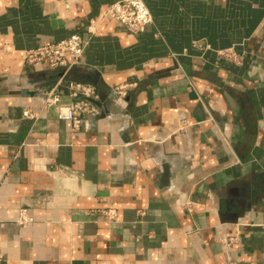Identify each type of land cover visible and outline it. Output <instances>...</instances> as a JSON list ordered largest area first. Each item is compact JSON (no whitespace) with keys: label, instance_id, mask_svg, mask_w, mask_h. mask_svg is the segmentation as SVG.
<instances>
[{"label":"crops","instance_id":"obj_1","mask_svg":"<svg viewBox=\"0 0 264 264\" xmlns=\"http://www.w3.org/2000/svg\"><path fill=\"white\" fill-rule=\"evenodd\" d=\"M115 1L0 0V264H264V0H145L140 34ZM75 33L80 64L26 63ZM71 83L79 130L45 104Z\"/></svg>","mask_w":264,"mask_h":264},{"label":"built area","instance_id":"obj_2","mask_svg":"<svg viewBox=\"0 0 264 264\" xmlns=\"http://www.w3.org/2000/svg\"><path fill=\"white\" fill-rule=\"evenodd\" d=\"M105 17H111L125 28L133 33L140 34L145 32L154 22L152 13L147 7L145 0H118L108 7ZM95 29H91L93 32ZM87 41L80 33H75L67 39L59 42H46L43 45L26 50L25 60L27 64H34L46 61L52 69H65L66 71L74 65L81 63ZM218 56L228 62L234 64L241 63V57L234 47L217 50ZM137 86L136 83H126L115 88L118 99H124L128 92ZM71 95L75 98L70 104H62L61 96L53 89L46 93L45 104L50 107H56L59 111V118L72 124L75 130L81 129L83 115L89 111L90 105L88 98L97 97L94 86L83 83L70 84ZM24 116L33 119L34 113L28 109L24 112ZM110 219L116 218L115 211L109 212ZM33 218L28 214L26 209L20 211L18 222L25 225L31 222ZM229 243H232L229 241Z\"/></svg>","mask_w":264,"mask_h":264}]
</instances>
